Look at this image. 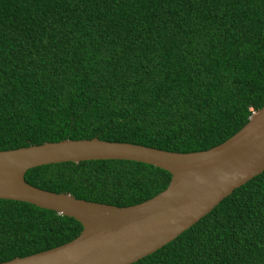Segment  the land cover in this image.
<instances>
[{
    "label": "trees",
    "instance_id": "trees-1",
    "mask_svg": "<svg viewBox=\"0 0 264 264\" xmlns=\"http://www.w3.org/2000/svg\"><path fill=\"white\" fill-rule=\"evenodd\" d=\"M264 105V0H0V151L62 140L208 150ZM24 181L126 207L170 175L119 160L39 166ZM81 225L0 199V262ZM132 264H264V170Z\"/></svg>",
    "mask_w": 264,
    "mask_h": 264
},
{
    "label": "water",
    "instance_id": "water-1",
    "mask_svg": "<svg viewBox=\"0 0 264 264\" xmlns=\"http://www.w3.org/2000/svg\"><path fill=\"white\" fill-rule=\"evenodd\" d=\"M119 160L170 175L164 190L126 207L74 199L28 185L27 170L59 163ZM264 170V105L224 142L175 153L128 143L62 140L0 151V199L72 218L81 231L52 249L0 264H132L166 245Z\"/></svg>",
    "mask_w": 264,
    "mask_h": 264
}]
</instances>
